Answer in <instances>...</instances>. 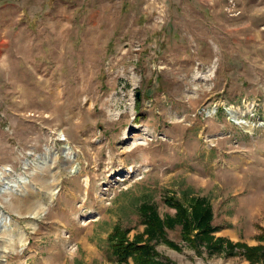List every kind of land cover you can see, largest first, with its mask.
<instances>
[{
  "label": "rangeland",
  "instance_id": "obj_1",
  "mask_svg": "<svg viewBox=\"0 0 264 264\" xmlns=\"http://www.w3.org/2000/svg\"><path fill=\"white\" fill-rule=\"evenodd\" d=\"M195 196L246 248L167 264H264V0H0V264H116Z\"/></svg>",
  "mask_w": 264,
  "mask_h": 264
},
{
  "label": "trees",
  "instance_id": "obj_2",
  "mask_svg": "<svg viewBox=\"0 0 264 264\" xmlns=\"http://www.w3.org/2000/svg\"><path fill=\"white\" fill-rule=\"evenodd\" d=\"M169 206L176 209L174 215H161L158 206L145 202L140 206L141 221L145 230L131 239L130 230L121 224L115 225L109 235V241L116 264H167L157 251V244L164 241L174 248H179L168 237V230L178 226L182 229L184 240L201 250L203 246L210 254H230L244 243H234L223 237H216L221 228L214 224V209L206 197L195 196L189 204L175 197L165 199ZM248 251H255L248 248Z\"/></svg>",
  "mask_w": 264,
  "mask_h": 264
},
{
  "label": "bare ground",
  "instance_id": "obj_3",
  "mask_svg": "<svg viewBox=\"0 0 264 264\" xmlns=\"http://www.w3.org/2000/svg\"><path fill=\"white\" fill-rule=\"evenodd\" d=\"M231 116H232V118L237 119V113H236V112H233V111H232ZM240 124L243 125V126L246 127V128H249V127H250V124H248V123L240 122ZM66 145H67V146H66L65 148H67V149H70V148H71V147H70V142H67ZM57 155H58V153H57ZM43 167H46V164H43ZM28 201H29V203H30V199H28ZM35 214H37V213H35ZM23 239H24V236H23V234H21V235L19 236V241L22 242Z\"/></svg>",
  "mask_w": 264,
  "mask_h": 264
},
{
  "label": "water",
  "instance_id": "obj_4",
  "mask_svg": "<svg viewBox=\"0 0 264 264\" xmlns=\"http://www.w3.org/2000/svg\"><path fill=\"white\" fill-rule=\"evenodd\" d=\"M139 95V94H138Z\"/></svg>",
  "mask_w": 264,
  "mask_h": 264
}]
</instances>
